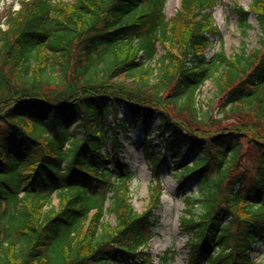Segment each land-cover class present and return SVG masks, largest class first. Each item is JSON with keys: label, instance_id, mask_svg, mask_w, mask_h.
<instances>
[{"label": "trees", "instance_id": "1", "mask_svg": "<svg viewBox=\"0 0 264 264\" xmlns=\"http://www.w3.org/2000/svg\"><path fill=\"white\" fill-rule=\"evenodd\" d=\"M215 1L180 0L168 19L165 0H22L5 14L0 264H150L167 150L185 202L186 264H256L253 246L264 239V0L232 10L244 34L255 15L254 47L227 55L220 45L208 58L210 37L219 36L207 11ZM208 80L219 117L203 116L196 102ZM128 123L143 127L153 172L142 213L130 202L133 174L119 138ZM72 125L84 131L77 142ZM190 179L198 188L185 195Z\"/></svg>", "mask_w": 264, "mask_h": 264}, {"label": "rangeland", "instance_id": "2", "mask_svg": "<svg viewBox=\"0 0 264 264\" xmlns=\"http://www.w3.org/2000/svg\"><path fill=\"white\" fill-rule=\"evenodd\" d=\"M22 0H0V27L5 28L4 18L5 14L10 10L16 11L19 9V3ZM252 0H216L211 8L207 11L212 13L213 24L218 29L220 35L210 38V45L205 50L206 56L210 58L218 51L220 43L223 44L224 51L227 55H231L243 45L247 50H251L260 34L259 27L254 15H250L248 23L249 29H246L244 34L238 23L237 17L232 13L234 3L248 8ZM180 8V0H166L164 4L163 14L166 19L172 17ZM163 53L160 46H158V55ZM151 62L144 61L145 65ZM54 85L46 87V89H54ZM216 89L214 83L208 80L196 92V102L200 108L201 114L207 116L213 112L219 117V112L213 110V106L217 103ZM216 116V117H217ZM223 122L221 125L231 123ZM158 122L154 119L150 125L149 130L155 132ZM128 141L124 142L125 148L122 153L125 165L130 168L133 178L129 184L130 201L133 209L137 213H142L148 204L149 187L152 183L153 172L144 161L140 143L142 141L143 127L140 125L133 128L129 125ZM124 134H120V139L123 140ZM72 140L78 141L76 135H69ZM164 140L154 139V143L159 148H164ZM70 145V144H69ZM67 148V147H66ZM167 157L169 158L170 167H160V177L163 183V192L161 194V203L155 210L157 222L152 230L153 237L149 243V250L151 256L150 264H186L188 261V247L186 246V236L183 234L179 226V217L185 211V202L182 194L178 193L179 175L175 173L172 166L173 156L170 150H167ZM198 186L193 179H190L184 190L185 195L196 193ZM52 205H57V199L53 196ZM108 206V204H106ZM113 225L114 217L109 215L106 219ZM167 253H174L172 258L167 256ZM253 259L256 264H264V239L254 245ZM132 264H142L138 261Z\"/></svg>", "mask_w": 264, "mask_h": 264}]
</instances>
